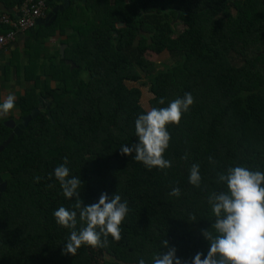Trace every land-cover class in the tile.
<instances>
[{
    "label": "trees",
    "instance_id": "1",
    "mask_svg": "<svg viewBox=\"0 0 264 264\" xmlns=\"http://www.w3.org/2000/svg\"><path fill=\"white\" fill-rule=\"evenodd\" d=\"M58 14L55 25L74 35L63 56L35 73L30 66L35 77L19 121L40 98L45 110L0 153V264H151L162 239L191 264L208 248L201 235L215 219L208 199L226 191L219 174L235 166L264 172V0H73ZM148 51L169 52L174 62L159 69ZM126 82L149 86L151 108L193 97L179 124L166 126L167 169L148 170L119 151L137 142L134 121L147 112L141 89ZM11 134L0 120V146ZM65 158L83 182L85 205L101 193L127 201L119 241L109 236L103 247L62 254L69 230L53 212L75 197H63L52 173ZM192 164L199 165L198 187L188 182ZM173 187L178 197L169 195ZM82 226L78 220L76 230Z\"/></svg>",
    "mask_w": 264,
    "mask_h": 264
},
{
    "label": "clouds",
    "instance_id": "2",
    "mask_svg": "<svg viewBox=\"0 0 264 264\" xmlns=\"http://www.w3.org/2000/svg\"><path fill=\"white\" fill-rule=\"evenodd\" d=\"M15 96L7 95L0 100V115H7L14 108ZM159 104H164L160 99ZM193 97L185 93L170 101L166 107H153L138 115L134 121V144H123L119 151L151 170L167 169L170 161L163 158L169 146L170 136L166 130L169 124H179L182 113L188 112ZM67 159L57 165L52 175L58 182L63 197L72 206L58 207L53 217L58 226L68 229L69 234L63 244L62 254L75 256L82 246H105L109 236L114 241L121 239V224L129 211L126 200L116 192L112 196L101 193L95 203L85 205L80 199L81 178L70 175ZM37 181L39 177L35 178ZM188 182L199 186L201 176L199 165L192 164ZM218 183L226 186V191L214 192L208 199L215 217L210 230H201L208 241L206 253L197 252L191 264H264V172L247 167L235 166L219 174ZM170 196L178 197L180 189L173 187ZM83 225L77 231V222ZM160 251L153 255L151 264H182L176 249L166 239L160 240ZM137 264H146L143 258Z\"/></svg>",
    "mask_w": 264,
    "mask_h": 264
},
{
    "label": "crops",
    "instance_id": "3",
    "mask_svg": "<svg viewBox=\"0 0 264 264\" xmlns=\"http://www.w3.org/2000/svg\"><path fill=\"white\" fill-rule=\"evenodd\" d=\"M23 1L0 0V16L7 15L16 19ZM69 1L70 5L58 13H63L72 5L73 0ZM64 5V0H55L48 13H50L51 8L53 9ZM58 15L55 20L49 22H42L40 20L31 30L17 32L14 41L9 43L5 50L0 53V100L9 94L15 96L14 108L7 115H0V120L6 124L13 120L17 123L20 122L21 98L33 87L32 81H34V78H30L32 74L30 72V66H36L48 58H56L58 53L63 56L67 48L64 46L66 45L65 41L70 40L74 35L73 30L65 29L63 31L59 26L55 25ZM5 30L6 28L3 29V31ZM14 61H16L15 65ZM32 61L35 62L34 65H31ZM42 79H45V77ZM42 100L44 99L40 98V103L43 102Z\"/></svg>",
    "mask_w": 264,
    "mask_h": 264
},
{
    "label": "built area",
    "instance_id": "4",
    "mask_svg": "<svg viewBox=\"0 0 264 264\" xmlns=\"http://www.w3.org/2000/svg\"><path fill=\"white\" fill-rule=\"evenodd\" d=\"M55 0H24L19 8V15L13 19L7 15L0 16V53L14 41L17 32L33 29L45 19L49 12V3ZM3 31V29H5Z\"/></svg>",
    "mask_w": 264,
    "mask_h": 264
},
{
    "label": "water",
    "instance_id": "5",
    "mask_svg": "<svg viewBox=\"0 0 264 264\" xmlns=\"http://www.w3.org/2000/svg\"><path fill=\"white\" fill-rule=\"evenodd\" d=\"M64 6L61 7H57L54 8L50 11V13L48 14V16L45 19H42V22H49L52 20H55L57 17L58 12H62L66 6L70 5V1L69 0H64ZM180 23L179 18L176 19V21H174L172 23V27L175 26V24ZM123 24H119V27H123ZM64 52V51H62ZM42 104V103H41ZM44 111V109H42L41 107L34 109L30 115L24 116L21 120V124H18L16 121H11L10 123L7 124V126H9V128L12 129V134L10 135V137L0 146V153L5 150V148L11 143V141L14 139L15 136L21 134V132H23V130L29 125V123L38 116V114ZM0 182H2V186L0 187V198H1V194L2 192L5 190L6 187V183L2 180L1 176H0Z\"/></svg>",
    "mask_w": 264,
    "mask_h": 264
},
{
    "label": "rangeland",
    "instance_id": "6",
    "mask_svg": "<svg viewBox=\"0 0 264 264\" xmlns=\"http://www.w3.org/2000/svg\"><path fill=\"white\" fill-rule=\"evenodd\" d=\"M184 27L181 25L178 27V31H183ZM146 58L155 63L156 65H158L159 69L164 68V65H170L172 64L173 58L172 55L169 52H164L160 55L155 54L151 51L146 52ZM16 60V59H15ZM175 60V59H174ZM34 61L36 62V60L34 59ZM34 61L31 62V65H34ZM16 61H14V65H15ZM34 69L38 70V67L32 66ZM35 72V71H34ZM31 79H33L35 76L31 74ZM33 85V84H32ZM126 85L130 88L133 87H139L141 89L142 92V97H141V105L143 106L144 109H146L147 111L151 109V101L153 99V94L150 92L149 90V86L145 85V86H140L139 83H133V82H126ZM102 261L101 256H99L97 258V262Z\"/></svg>",
    "mask_w": 264,
    "mask_h": 264
},
{
    "label": "flooded vegetation",
    "instance_id": "7",
    "mask_svg": "<svg viewBox=\"0 0 264 264\" xmlns=\"http://www.w3.org/2000/svg\"><path fill=\"white\" fill-rule=\"evenodd\" d=\"M46 99H44V100H42L43 102H42V104L40 103V107L42 108V109H44V105H46L47 104V101H45ZM39 108V107H38ZM45 110V109H44ZM8 124V123H7ZM18 124H21V122H19ZM2 186V182H0V187ZM1 189V188H0Z\"/></svg>",
    "mask_w": 264,
    "mask_h": 264
}]
</instances>
